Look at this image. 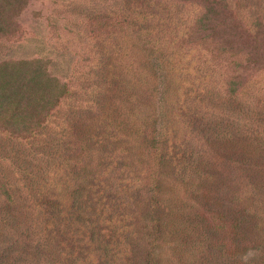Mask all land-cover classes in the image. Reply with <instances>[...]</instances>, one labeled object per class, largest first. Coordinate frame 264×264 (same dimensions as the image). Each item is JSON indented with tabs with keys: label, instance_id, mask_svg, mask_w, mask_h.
<instances>
[{
	"label": "rangeland",
	"instance_id": "1",
	"mask_svg": "<svg viewBox=\"0 0 264 264\" xmlns=\"http://www.w3.org/2000/svg\"><path fill=\"white\" fill-rule=\"evenodd\" d=\"M32 60L66 85L50 112ZM17 84L0 264H264V0H0V97Z\"/></svg>",
	"mask_w": 264,
	"mask_h": 264
},
{
	"label": "trees",
	"instance_id": "2",
	"mask_svg": "<svg viewBox=\"0 0 264 264\" xmlns=\"http://www.w3.org/2000/svg\"><path fill=\"white\" fill-rule=\"evenodd\" d=\"M144 21V20H143ZM169 22H166V24H168ZM162 24H163V20L161 19V18H157L156 20H155V22H154V25H155V27H157V28H161L162 27ZM166 24H163V26H165ZM39 63H40V61H35V60H32V61H29V62H23L22 64L23 65H27V64H29L31 67H32V70H31V75H30V79L28 80V83H30V82H32L34 85L35 84H37V85H41V83H40V80H42V79H45V80H47L48 81V84H49V92H50V94H51V101L49 102V100H46V102L44 103V105H45V107H44V109L45 110H48V112H50L52 109H53V104L56 106V105H58V102H59V100H60V98L63 96V95H66V93H67V89H66V85L65 84H63V83H59L58 82V80L56 79V78H54V77H49L48 75H46L45 74V72L44 71H42V68H41V66L39 65ZM13 80H15L16 81V79H13ZM17 81H18V79H17ZM9 84H11L12 86H13V83L11 82V83H9ZM15 84V83H14ZM33 85V86H34ZM32 86V85H31ZM25 90H27V88H25V86H23V85H19V84H17L16 86L14 85V90H12L11 92H10V94H7V95H5L4 97H0V109H4V108H2V106H4V107H6L7 108V110H10L11 108H14V110H16V108H17V106H15V107H8V105H9V102L8 101H10V100H8V99H12V98H14V99H24L26 96H28V95H25ZM53 106V107H52ZM2 112V111H1ZM43 113V112H42ZM48 113H46L45 115H44V117L47 115ZM36 116V115H35ZM27 117H31V114H27V116L25 117V120L21 123V125H19L20 127H17V125H11V130L9 131L10 133H14V134H17L16 132H19V131H22L23 133H25L26 134V138H30L31 136H32V134H34V132L35 131H39V130H41V125H26V124H24V122H26V118ZM37 117V116H36ZM8 121L9 122H11V120H12V116H9L8 118ZM12 128H14V129H12ZM8 132V131H7ZM8 132V133H9ZM0 180H2L1 179V177H0ZM7 183L8 182H5V180L4 181H2L1 183H0V185L2 186V192L3 193H5L6 192V189H7ZM78 190H76L75 189V192H77ZM41 206V205H40ZM52 209L53 208H50V209H48V210H46V211H49V212H51L52 211ZM37 215V212H36V210L35 211H30L29 212V215L31 216V217H33L34 215ZM19 215H17V216H11L12 218H9V220H8V222L11 220V219H13V221H15V220H17V217H18ZM38 216V215H37ZM21 217H23V216H21ZM69 217H70V215H69ZM64 219V218H63ZM31 221V220H30ZM60 221V220H59ZM32 223H33V225L34 226H36L38 229H39V227L41 226V225H39L37 222H35V221H31ZM58 224H59V222H57ZM62 225H64L65 227H66V222H64V220H63V222H60ZM86 223H87V220H82V223H80V225H78V226H80L81 227V229H82V227L83 228H85V229H88V231L87 232H85V233H87V234H89V235H93V233H94V231H92L91 230V228H90V226H88V225H86ZM51 225V222H50V224L48 225V226H46V225H42V229H44V228H46V229H48V227ZM73 226H75V225H73ZM22 234H24V237H25V241H27V242H24V244H25V246H26V248L22 251V253H23V257H25V256H27V257H29L31 254H30V248H32L33 250H35L38 246H40L41 244H44V245H48V244H50V241L51 240H53L54 238V234H53V229H52V227H49V229L45 232V234H44V237H41V241H40V243L38 242V240H37V237L32 233V231L31 230H22ZM52 235L53 237H51L50 235ZM91 236L90 237H88V241H87V243H89L90 242V238H91ZM38 243V244H37ZM34 244V245H33ZM43 248V247H42ZM26 257V260L27 259H29V258H27ZM8 261L10 260V258H8L7 259ZM40 264H47V260L45 261V263H40ZM235 264H247V263H245V261H242L240 258H237L236 259V263Z\"/></svg>",
	"mask_w": 264,
	"mask_h": 264
}]
</instances>
